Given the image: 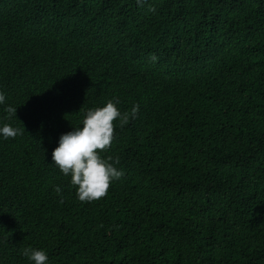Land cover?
I'll return each mask as SVG.
<instances>
[{"label": "trees", "instance_id": "trees-1", "mask_svg": "<svg viewBox=\"0 0 264 264\" xmlns=\"http://www.w3.org/2000/svg\"><path fill=\"white\" fill-rule=\"evenodd\" d=\"M0 92V264H264V0H0ZM108 100L82 202L51 151Z\"/></svg>", "mask_w": 264, "mask_h": 264}, {"label": "clouds", "instance_id": "clouds-1", "mask_svg": "<svg viewBox=\"0 0 264 264\" xmlns=\"http://www.w3.org/2000/svg\"><path fill=\"white\" fill-rule=\"evenodd\" d=\"M142 0H137L141 4ZM153 60L155 56L151 57ZM5 95L0 92V104ZM16 108L8 105L6 111L15 115ZM137 111L132 108V114ZM126 123L128 117L122 115L113 100L102 106L86 111L80 126L61 133L57 145L51 151V163L56 165L62 174L70 176L69 183L75 187L76 198L82 202L98 200L103 197L112 180L119 179L123 172L110 162L111 158H102L98 150L107 149L113 140V121ZM19 134V129L4 123L0 125V138L7 139ZM55 191L60 194L59 185ZM22 255L32 264H49L47 253L43 249L24 248Z\"/></svg>", "mask_w": 264, "mask_h": 264}]
</instances>
